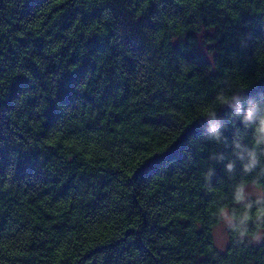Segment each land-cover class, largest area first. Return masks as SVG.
I'll return each mask as SVG.
<instances>
[{
	"label": "trees",
	"instance_id": "1",
	"mask_svg": "<svg viewBox=\"0 0 264 264\" xmlns=\"http://www.w3.org/2000/svg\"><path fill=\"white\" fill-rule=\"evenodd\" d=\"M0 103V264H264V0H0Z\"/></svg>",
	"mask_w": 264,
	"mask_h": 264
},
{
	"label": "clouds",
	"instance_id": "2",
	"mask_svg": "<svg viewBox=\"0 0 264 264\" xmlns=\"http://www.w3.org/2000/svg\"><path fill=\"white\" fill-rule=\"evenodd\" d=\"M227 99L228 98L226 96L221 95L220 97H218V102L224 103L226 102ZM205 112L207 115H211L210 110L206 109ZM248 220H252L253 222H255L257 226V230L250 232L247 227H239L237 228V237L243 238L247 236V237H250L251 241H255V242L260 241L262 238H264V232L259 230L261 227H264V208L258 209L251 215L245 214L240 219V224L243 225Z\"/></svg>",
	"mask_w": 264,
	"mask_h": 264
},
{
	"label": "rangeland",
	"instance_id": "3",
	"mask_svg": "<svg viewBox=\"0 0 264 264\" xmlns=\"http://www.w3.org/2000/svg\"><path fill=\"white\" fill-rule=\"evenodd\" d=\"M244 194L246 196H258L260 195V190L254 186H247L244 189ZM229 221L226 217L215 227L213 232V239L215 246L218 250L222 251L227 245V227Z\"/></svg>",
	"mask_w": 264,
	"mask_h": 264
},
{
	"label": "snow or ice",
	"instance_id": "4",
	"mask_svg": "<svg viewBox=\"0 0 264 264\" xmlns=\"http://www.w3.org/2000/svg\"><path fill=\"white\" fill-rule=\"evenodd\" d=\"M24 84H25L24 81H21V82H20L21 90H23ZM2 108H3V105H2V103H0V110H2Z\"/></svg>",
	"mask_w": 264,
	"mask_h": 264
}]
</instances>
